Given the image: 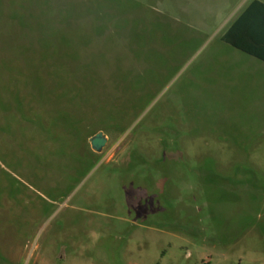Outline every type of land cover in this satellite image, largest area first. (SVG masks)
<instances>
[{
  "label": "rangeland",
  "instance_id": "rangeland-1",
  "mask_svg": "<svg viewBox=\"0 0 264 264\" xmlns=\"http://www.w3.org/2000/svg\"><path fill=\"white\" fill-rule=\"evenodd\" d=\"M238 1L0 0V264H264V70L236 96L219 61Z\"/></svg>",
  "mask_w": 264,
  "mask_h": 264
},
{
  "label": "crops",
  "instance_id": "crops-1",
  "mask_svg": "<svg viewBox=\"0 0 264 264\" xmlns=\"http://www.w3.org/2000/svg\"><path fill=\"white\" fill-rule=\"evenodd\" d=\"M264 4V1H261ZM251 3V0L248 1H238L235 6L233 7L232 11L229 13L228 22L226 25L219 31V40L230 46L231 49H222L221 55L219 57L221 69H226L228 65L232 67L233 70V77L232 80H230V85L234 87L236 91H234V94L236 96H242L244 93V87L247 85H253L254 84V74H256L258 71L264 70V61L257 58L256 56L249 54L239 48H236L229 43H227L223 36L229 26L245 11V9L248 7V5ZM264 9L257 7V9H254L248 13V16L246 17V21L249 23L250 21H256L261 20L263 17ZM241 29L236 30L234 34L237 37H246L247 35V26L243 25L240 27ZM221 78L222 76L225 77L227 75L226 70H222ZM244 72H247L244 74ZM248 75V76H246Z\"/></svg>",
  "mask_w": 264,
  "mask_h": 264
},
{
  "label": "trees",
  "instance_id": "trees-1",
  "mask_svg": "<svg viewBox=\"0 0 264 264\" xmlns=\"http://www.w3.org/2000/svg\"><path fill=\"white\" fill-rule=\"evenodd\" d=\"M260 7L264 9V4L260 0H251V3L245 11L229 26L225 32L223 39L230 45L239 48L249 54L256 56L264 61V12L261 20L246 21V17L250 11ZM246 25V37H237L234 32Z\"/></svg>",
  "mask_w": 264,
  "mask_h": 264
},
{
  "label": "water",
  "instance_id": "water-1",
  "mask_svg": "<svg viewBox=\"0 0 264 264\" xmlns=\"http://www.w3.org/2000/svg\"><path fill=\"white\" fill-rule=\"evenodd\" d=\"M106 142V137L101 132L94 133L89 138V143L94 151H100Z\"/></svg>",
  "mask_w": 264,
  "mask_h": 264
}]
</instances>
